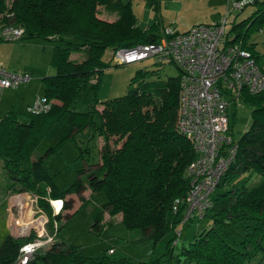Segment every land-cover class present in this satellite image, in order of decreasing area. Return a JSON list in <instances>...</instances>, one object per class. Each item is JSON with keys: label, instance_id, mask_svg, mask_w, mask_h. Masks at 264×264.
Instances as JSON below:
<instances>
[{"label": "trees", "instance_id": "1", "mask_svg": "<svg viewBox=\"0 0 264 264\" xmlns=\"http://www.w3.org/2000/svg\"><path fill=\"white\" fill-rule=\"evenodd\" d=\"M253 3L257 8L226 30L224 44H238L258 61L260 56L254 42L248 40V32L264 24V0ZM100 6L116 13L117 18H100ZM10 25L24 29L20 39L54 43L50 64L55 73L41 77V95L50 102L49 111L30 114L11 110L0 118L2 167L18 184L16 191L35 195L37 209L47 217L45 229L56 237L47 249H38L27 264H103L107 259L105 254L85 256L78 246L57 238L62 212L66 211L68 222L78 211L67 213L71 201L66 197L73 193L78 194L80 207L91 205L97 230L104 213H120L126 228H140L153 242L169 234L182 220L183 199L190 186L185 170L195 156L190 140L176 128L180 74L149 80L148 72L140 69L124 95L103 102L97 97L101 74L110 66L103 59L104 51L154 41L160 37L159 28L141 29L130 1L121 0H0V41L6 40L1 32ZM74 51L81 52L83 58L72 59ZM87 87L92 93L87 109L74 110ZM236 98L251 107V122L235 141V158L219 183L228 188L212 196L208 226L196 231L177 253L172 246L176 236L170 238L166 250L155 259L158 264H246L257 251L264 250V90L250 93L242 88L232 100ZM19 114L25 120H19ZM85 128L103 140L101 174L94 170L86 174L87 198L80 195L83 185L79 179L60 188L43 166L45 158ZM35 152L39 155L33 158ZM176 198L178 203H174ZM53 200H62L57 213L50 203ZM35 237L33 230L20 237L7 232L0 243V264H14L19 248Z\"/></svg>", "mask_w": 264, "mask_h": 264}, {"label": "rangeland", "instance_id": "2", "mask_svg": "<svg viewBox=\"0 0 264 264\" xmlns=\"http://www.w3.org/2000/svg\"><path fill=\"white\" fill-rule=\"evenodd\" d=\"M121 1H130L132 11L137 17V25L141 29L148 27L155 29L157 26L159 30L170 28L174 32H184L194 24L220 22L224 17H226L225 28L229 30L232 22L245 19L257 8L255 3H250L241 10L234 9V2L237 0H158V4L151 0ZM7 2L9 3L10 0ZM66 39L78 41L71 37ZM248 40L254 42V50L260 56L258 62L264 70V24L258 30H250ZM53 44L44 39L0 41V64L2 63L1 65L11 72L27 70L32 77L18 88L6 89L2 94L0 93L2 101L0 110L3 109L0 116L11 110L23 113L29 103L38 94L43 93L41 77L55 73V68L50 64ZM112 53V49L107 48L103 54L104 61L109 62L110 66L101 74L97 94L100 102L124 95L137 70L147 71L149 80H165L180 74L174 63L161 62L156 57L130 64H118L113 59ZM70 57L79 61L83 58V54L74 51ZM91 98V90L87 87L73 105L74 110H86ZM223 98L228 102L230 121L228 134L236 141L250 125L251 107L241 98L232 100V95L224 94ZM19 120L23 121L25 117L19 114ZM102 143L101 136L96 133L92 135V130L85 128L75 134L74 140L66 141L58 151L45 158L43 166L60 188L79 179L83 185L80 195L87 198L90 189L86 174L92 170L98 175L101 174L99 164ZM38 155L39 153L35 152L33 158ZM78 170L82 172L78 174ZM17 187L18 184L9 177L0 161V243L7 232L12 236L27 235L34 229V225L38 223L36 219L41 215L36 206L35 195L16 191ZM227 188L228 186H218L212 196L216 192H224ZM66 198H70L71 201L70 213L72 214L76 209L78 211L68 218V222H66V211L62 212L63 215L58 221L61 228L57 238H62L67 244L78 246L85 256L97 258L105 254L107 259L103 264H158L155 259L166 250L170 238L176 236L177 242L174 241L172 246L177 253L182 245H187L193 239L196 231L211 222L209 211L207 215L201 217L195 215L192 221L184 224L180 222L169 234L153 242L143 235L140 228H126L121 222L120 213L114 216L104 213L101 229H95L90 213L91 205L80 207L81 201L75 193ZM28 228L29 231L26 232ZM238 231L244 234L242 230ZM177 232H179L178 236ZM55 239L56 237L53 236L52 241L46 243L40 250L47 249ZM109 248L113 249L112 253L108 252ZM246 264H264V250L257 251Z\"/></svg>", "mask_w": 264, "mask_h": 264}, {"label": "built area", "instance_id": "3", "mask_svg": "<svg viewBox=\"0 0 264 264\" xmlns=\"http://www.w3.org/2000/svg\"><path fill=\"white\" fill-rule=\"evenodd\" d=\"M253 2L237 0L234 9L241 10ZM225 24L226 17L212 24H194L184 32L163 28L160 37L154 41L130 48L119 47L112 53L118 64L156 57L161 62L174 63L180 71L176 128L190 140L195 152L185 170L190 186L184 198L183 224L189 217H201L210 209L212 194L236 155L237 143L228 134V102L223 95L234 98L242 88L250 93L264 90V70L259 62L238 44H224ZM23 33L22 27L12 25L1 32L8 41L20 39ZM30 79L28 71L11 72L0 64V90L16 89ZM50 106V102L39 95L26 107V111L30 114L45 113ZM178 202L179 198H176L174 203ZM50 203L56 213L62 207H55L53 201ZM40 214L32 229L36 237L19 248L20 254L14 264H27L38 249L52 241L53 236L48 235L45 229L47 217ZM108 252L112 253L113 249H108Z\"/></svg>", "mask_w": 264, "mask_h": 264}, {"label": "crops", "instance_id": "4", "mask_svg": "<svg viewBox=\"0 0 264 264\" xmlns=\"http://www.w3.org/2000/svg\"><path fill=\"white\" fill-rule=\"evenodd\" d=\"M98 9H99V10H98V15H99V17L102 18V19H105V20H107V21H113V20H115V19L117 18L116 13H113V12H107V11L104 10L103 7H101V6H100ZM1 64H2V63H1ZM5 90H6V89H2V90H0V93L2 94ZM40 95H41V94H40ZM37 96H39V94H38ZM37 96H36V97H37ZM36 97H35V98H36ZM35 98H34V99H35ZM34 99H33V100H34ZM33 100H32V101H33ZM32 101H31V102H32ZM0 102H2V101L0 100ZM31 102H30V103H31ZM30 103H29V104H30ZM25 110H26V109H25ZM2 111H3V109L0 110V115H1ZM3 115H4V114H3ZM1 117H2V116H0V118H1ZM53 201H55V200H53ZM72 212H73V211H72ZM67 213H68V214H71L69 210L67 211ZM13 237H14V236H13Z\"/></svg>", "mask_w": 264, "mask_h": 264}, {"label": "bare ground", "instance_id": "5", "mask_svg": "<svg viewBox=\"0 0 264 264\" xmlns=\"http://www.w3.org/2000/svg\"><path fill=\"white\" fill-rule=\"evenodd\" d=\"M53 204H54V206L57 207V208H59V207L62 206V202H61V200L53 201ZM27 224H28V223H27Z\"/></svg>", "mask_w": 264, "mask_h": 264}, {"label": "water", "instance_id": "6", "mask_svg": "<svg viewBox=\"0 0 264 264\" xmlns=\"http://www.w3.org/2000/svg\"><path fill=\"white\" fill-rule=\"evenodd\" d=\"M184 200V199H183ZM20 236H23V235H19V236H14V237H20Z\"/></svg>", "mask_w": 264, "mask_h": 264}]
</instances>
